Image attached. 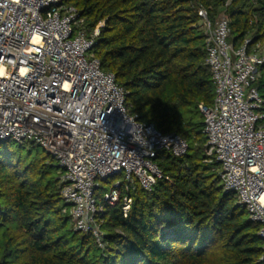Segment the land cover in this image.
<instances>
[{"label": "trees", "instance_id": "1", "mask_svg": "<svg viewBox=\"0 0 264 264\" xmlns=\"http://www.w3.org/2000/svg\"><path fill=\"white\" fill-rule=\"evenodd\" d=\"M62 3L78 10L88 30L99 26L90 54L124 88L128 113L179 134L188 151L182 157L157 151L162 177L151 191L134 184L125 217L124 188L110 205L100 184L95 198L106 242L100 251L89 234L70 226L54 159L32 143L0 142V264H264L259 225L223 190L218 164L205 161L198 105L213 102L215 86L197 15L199 7L213 20L224 12L233 47L245 37L264 43V0ZM256 86L264 98V65Z\"/></svg>", "mask_w": 264, "mask_h": 264}, {"label": "built area", "instance_id": "2", "mask_svg": "<svg viewBox=\"0 0 264 264\" xmlns=\"http://www.w3.org/2000/svg\"><path fill=\"white\" fill-rule=\"evenodd\" d=\"M197 15L215 86L213 102L198 105L205 161L218 164L223 190L259 225L264 260V98L256 86L264 43L245 37L233 47L224 12L213 20L199 7ZM99 35L62 0H0V142L32 143L54 159L72 229L104 251L101 182L123 175L102 201L115 204L124 188L125 217L134 184L151 191L162 177L157 151L182 157L188 143L128 113L124 88L90 54Z\"/></svg>", "mask_w": 264, "mask_h": 264}, {"label": "rangeland", "instance_id": "3", "mask_svg": "<svg viewBox=\"0 0 264 264\" xmlns=\"http://www.w3.org/2000/svg\"><path fill=\"white\" fill-rule=\"evenodd\" d=\"M13 147H17V144L15 143L13 145ZM39 152H42V150L39 148L38 149ZM35 153V151L33 152V154ZM123 180V175L121 174H117V175H114L110 178H108V181L107 182H101V186H102V191H101V196L103 194L104 191L106 190H109L113 185H115L116 183L120 182ZM65 210L68 211L69 210V207L66 206L65 207ZM70 226H71V222H70Z\"/></svg>", "mask_w": 264, "mask_h": 264}]
</instances>
